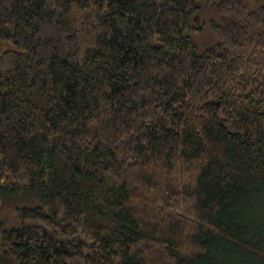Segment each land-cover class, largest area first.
<instances>
[{
    "label": "trees",
    "instance_id": "obj_1",
    "mask_svg": "<svg viewBox=\"0 0 264 264\" xmlns=\"http://www.w3.org/2000/svg\"><path fill=\"white\" fill-rule=\"evenodd\" d=\"M0 264H264V0H0Z\"/></svg>",
    "mask_w": 264,
    "mask_h": 264
}]
</instances>
